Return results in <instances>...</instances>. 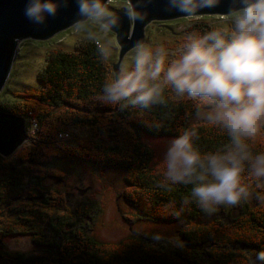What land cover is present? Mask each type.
Listing matches in <instances>:
<instances>
[{
	"label": "trees",
	"instance_id": "trees-1",
	"mask_svg": "<svg viewBox=\"0 0 264 264\" xmlns=\"http://www.w3.org/2000/svg\"><path fill=\"white\" fill-rule=\"evenodd\" d=\"M213 29L217 28L205 23L194 28L195 35ZM182 46L170 47L177 52L168 58H174ZM102 50L98 41L88 40L75 51L52 53L39 74L40 87L21 96L27 101L0 105L5 112L33 118L38 126L30 148L12 159L0 154V190H16V194L31 199L40 213L55 211L56 206L47 197L37 202L39 195L44 197L43 171L52 160L69 157L103 169L121 170L128 186L125 197L137 211L126 216V221L179 223V240L191 246L170 248L164 242L155 244L151 238L132 234L117 243H106L88 233L79 221L81 216L73 221L59 216L56 224L49 221L55 234L52 240L40 230H20L34 235V241L42 246L37 255L3 250L1 233L13 229L0 231V264H252L256 253L264 249V203L255 198L257 192L264 195V187L246 178L253 200L232 206L237 214L230 216L231 222L221 218L206 222L209 214L196 204L183 205L191 186L166 181L161 163H154L152 148L142 140V134L175 137L191 129L197 133L194 144L201 152L222 151L230 143L224 129L213 122L190 123L194 115L211 107L178 96L162 80V100L146 108L127 101L122 102L125 107L102 104L97 96L112 77L109 57ZM72 130L92 135L82 138L78 132L73 137ZM64 134L71 138L64 139ZM249 144L252 152H264V131ZM26 205L23 200L6 202L0 193V227L8 214L15 216L14 226L32 221V215L42 216L32 210L30 217L20 215L28 210ZM182 207L179 217L172 214ZM226 207L219 206L213 214L227 212ZM201 244L207 249L197 251Z\"/></svg>",
	"mask_w": 264,
	"mask_h": 264
},
{
	"label": "clouds",
	"instance_id": "clouds-1",
	"mask_svg": "<svg viewBox=\"0 0 264 264\" xmlns=\"http://www.w3.org/2000/svg\"><path fill=\"white\" fill-rule=\"evenodd\" d=\"M67 0H28L25 17L43 24ZM221 0H168L169 9L194 16ZM83 22L114 27L112 9L118 0H75ZM130 17L143 19L126 0ZM227 27L190 35L172 59L161 48L153 52L136 45L131 65H117L97 99L104 105L122 102L148 107L162 100V80L180 97L211 107L207 119L230 137L224 150L204 153L194 144L197 133L186 130L169 143L161 160L163 175L172 184L190 185L183 205L196 204L211 215L221 205L236 206L253 197L247 179L264 187V152H252L249 142L264 131V0H231ZM79 26V23L78 25ZM103 51V50H102ZM255 198L264 203V195ZM182 207L172 214L179 217ZM252 264H264V249Z\"/></svg>",
	"mask_w": 264,
	"mask_h": 264
},
{
	"label": "rangeland",
	"instance_id": "rangeland-1",
	"mask_svg": "<svg viewBox=\"0 0 264 264\" xmlns=\"http://www.w3.org/2000/svg\"><path fill=\"white\" fill-rule=\"evenodd\" d=\"M125 5L126 0H118V3L112 9V13L128 12ZM200 23L209 24L220 29L227 27L230 20L228 14H197L172 20H152L145 28L146 40L143 45L153 52L162 48L170 57V55L177 52L170 49V47L183 45L190 35L197 34L194 28ZM77 25H73L46 39L29 38L19 42L11 74L0 93V105L17 102L24 104L27 100L21 96L27 91L40 87L39 74L45 68L48 56L59 51H75L80 44H84L88 40H96L100 43L105 54L109 57L112 69L111 76L115 75L114 68L118 65L121 51L115 32L100 22L87 21L79 23V26ZM135 50L136 47L130 50L120 64L131 65ZM211 111V108H207L198 112L190 119V123L196 125L203 122H212L207 119V114ZM24 118L26 121V140L8 158L12 159L24 148H30L33 139L36 137L38 126L33 122L34 119ZM72 132L73 137H75L78 135L79 130H72ZM79 135L82 138H88L92 134L89 131H82L79 132ZM62 137L64 139L71 138L69 134H64ZM172 138L171 136L149 137L142 134V140L154 152L153 161L155 164L161 162ZM43 173L46 174L43 181L44 197L39 195L37 202L45 201L47 197L56 206L55 211L47 210L40 213L31 199H26L22 194H16V190H0L6 202L23 200L24 204H27L28 210L23 213L20 212V215L25 213L26 217H30V210L42 215H32L31 218L34 219L32 221L24 220L25 225H22L24 226L22 227L20 225L14 226L12 221L15 216L8 214L7 219L4 220V226L0 227V231H7L4 228L13 230L7 231L8 234L1 233L4 244L3 250L22 252L29 255L41 253L42 246L34 241V235L20 232V230L22 228H28L29 231L40 230L42 234L48 237V240H52L55 234L49 221L51 219L56 224L59 216H66L64 218H70V221L81 216L82 220L79 219V221L88 233L106 243H117L132 234L151 238L155 244L165 243L170 248L182 245L191 246L189 243H185L184 240H179L181 238L179 233L181 225L179 223H154L145 219L133 223L126 221V216L136 214L137 211L125 197L128 186L125 181V174L121 170L103 169L68 157L52 160ZM249 200L252 201L253 198ZM21 207L25 206L21 205ZM226 210L227 212L221 210L217 214L207 215L206 222H211L217 218H221L224 222H231L232 218L230 216L237 214L236 209L234 210L232 206H228ZM230 212L231 215H229ZM68 215L71 217H67ZM195 249L204 251L207 249V245H197Z\"/></svg>",
	"mask_w": 264,
	"mask_h": 264
},
{
	"label": "water",
	"instance_id": "water-1",
	"mask_svg": "<svg viewBox=\"0 0 264 264\" xmlns=\"http://www.w3.org/2000/svg\"><path fill=\"white\" fill-rule=\"evenodd\" d=\"M27 2L0 0V93L11 74L20 41L29 38L46 39L83 22L77 13L75 0H67L55 17H50L43 24H34L24 15ZM230 3L231 0H221L219 6L204 8L198 14H228ZM131 5L137 13L143 14V19L130 17L129 12H117L113 14L115 26H107L115 32L121 46L118 65L136 45L145 43V28L152 20L185 17L169 9L168 0H131ZM114 69L116 72L117 66ZM25 134V118L0 109V154L4 157L12 156L26 140Z\"/></svg>",
	"mask_w": 264,
	"mask_h": 264
}]
</instances>
